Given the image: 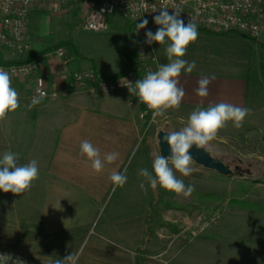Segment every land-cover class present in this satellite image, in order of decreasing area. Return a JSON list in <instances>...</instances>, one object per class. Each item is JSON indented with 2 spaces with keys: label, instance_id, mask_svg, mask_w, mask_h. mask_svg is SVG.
Wrapping results in <instances>:
<instances>
[{
  "label": "rangeland",
  "instance_id": "rangeland-1",
  "mask_svg": "<svg viewBox=\"0 0 264 264\" xmlns=\"http://www.w3.org/2000/svg\"><path fill=\"white\" fill-rule=\"evenodd\" d=\"M73 1L88 0H68L56 7ZM253 40L260 62L250 75L251 112L239 129L228 122L207 149L235 173L223 176L192 162L190 176L176 173L185 185L194 186L187 198L159 186L153 191L139 170L152 171L154 155L160 154L158 133L180 130L192 112L184 114L182 120L157 116L148 124L140 118L138 97L128 91L104 92L97 84L35 105L47 103L70 112L80 107L97 109L98 98L100 102L110 94H123L137 117L139 133L121 170L127 169L124 186L114 189L112 185L105 199L91 205L67 197L76 209L64 210L66 217L60 222L64 228L48 223L38 186L21 195L0 191V254H12L26 264H55L71 252L79 253L78 264H138L140 259L142 264H264V210L230 204L235 199L264 206V36ZM28 94H19V98L30 105ZM3 141L4 149L13 146ZM150 228L152 232L146 235Z\"/></svg>",
  "mask_w": 264,
  "mask_h": 264
},
{
  "label": "crops",
  "instance_id": "crops-1",
  "mask_svg": "<svg viewBox=\"0 0 264 264\" xmlns=\"http://www.w3.org/2000/svg\"><path fill=\"white\" fill-rule=\"evenodd\" d=\"M99 3L100 0L73 1L65 7L31 11L27 34L31 45L30 56L72 39L81 57L66 51L70 63L64 67L57 50L47 53L42 57L43 64L38 72L12 82L18 94H28L35 85L65 83L70 74L77 71L95 70L104 79L123 72L124 61L134 49L132 34L125 29L126 22L115 15L110 19L107 32L96 33L85 28L88 14ZM158 27L152 20L153 33ZM198 33L197 40L188 46L183 57L196 63L191 73L182 71L179 77L178 86L185 90V96L178 109H169L162 115L164 119L178 117L182 120L184 114L198 107L207 108L221 102L242 108L250 106V75L260 62L257 44L233 33L202 30ZM154 46L159 63H168L166 45L154 42ZM0 51L4 60L13 58L11 52ZM212 74L216 78L208 86V96L199 97L196 94L199 79ZM125 99L123 94H110L100 102L97 99V109L80 107L70 112L55 109L47 103L29 107L26 101L19 98L20 107L16 114H8L4 121H0V158L11 151L18 156L23 155L18 158L19 164H27L33 159L38 162L39 178L32 186L41 188L45 217L51 227L64 228L60 226L66 217L63 212L75 210L73 202L80 200L91 205L93 201L105 199L113 185L110 175L113 171H121L132 154L139 132L137 117ZM46 108L51 110L50 113H45ZM43 124H46L44 134L41 131ZM19 138L24 139L21 142ZM29 138H34L36 142ZM4 139L8 140L7 145L13 146L4 149ZM84 140L100 150L102 159L106 153L116 152L119 154L117 160L111 164L105 162L103 171L96 174L91 168V161L81 155L80 145ZM67 197H73V202H67ZM68 203H71L70 206L64 207Z\"/></svg>",
  "mask_w": 264,
  "mask_h": 264
},
{
  "label": "clouds",
  "instance_id": "clouds-1",
  "mask_svg": "<svg viewBox=\"0 0 264 264\" xmlns=\"http://www.w3.org/2000/svg\"><path fill=\"white\" fill-rule=\"evenodd\" d=\"M181 13L179 6L171 13L167 8H161L158 15L154 16V23L160 27L155 33L151 30L145 33V43L151 45L156 42L166 45L169 62L158 64V70L148 72L144 78L136 80L134 84L126 79H124L126 83L122 84L132 95L138 97L139 103H143L152 111L154 117L164 115L169 109L180 107L185 90L178 86L179 77L182 71L191 73L196 67L195 61L188 62L183 57L188 46L198 38L197 24L192 18L185 24L181 19ZM147 24V19L136 24V33L146 28ZM215 78L214 74L211 77L202 76L198 81L196 94L199 97H207L208 86ZM44 96L45 93L37 89V94L32 97L29 107L39 104ZM19 107V94L12 87L10 74L0 71V121H4L9 113L15 112ZM250 112L249 108L223 102L209 105L207 108L198 107L190 114L185 126L180 130L169 131L164 136V142L170 148V155L167 157L162 154L154 155L152 171L143 168L139 170V175L153 191L159 186L185 198L190 197L195 190L194 186L185 185L176 175L179 173L188 177L194 171L191 167L193 157L190 149L195 146L197 149L207 150L210 142L217 138L220 129L230 121L235 128H241ZM80 151L81 155L91 161V168L96 174L103 171L105 162L111 164L119 155L116 152H109L102 159L100 150L87 140L81 142ZM126 173V168L122 172H112L110 180L114 189L124 186L127 182ZM38 178L37 160L33 159L24 165L19 164L18 154L11 151L5 152L0 158V191L11 192L14 195L24 194L31 189L33 182ZM140 188L147 192L144 183L140 184ZM78 260L79 253L71 252L64 258L57 259L55 264H78ZM0 264H26V262L19 257L14 258L12 254H0Z\"/></svg>",
  "mask_w": 264,
  "mask_h": 264
},
{
  "label": "built area",
  "instance_id": "built-area-1",
  "mask_svg": "<svg viewBox=\"0 0 264 264\" xmlns=\"http://www.w3.org/2000/svg\"><path fill=\"white\" fill-rule=\"evenodd\" d=\"M68 0H0V50L11 52L13 58L0 63V71L10 74L12 82L21 77L34 75L42 67V58H33L31 45L27 40L28 19L32 10L62 5ZM179 6L181 19L185 24L192 18L198 30L220 34H237L252 39L264 36V0H100L86 18L85 28L91 32L102 33L110 29V19L119 15L131 26L134 39V67L126 74L111 80H99L94 71H77L70 74L63 84L51 86L37 85L29 94L28 101L37 94V89L45 93L41 100L55 101L71 91L97 84L104 92L128 91L123 86L126 79L135 83L150 71L158 70L159 59L154 42L145 43L148 30L152 29V20L161 8L171 13ZM148 20L146 28L136 33V24ZM66 49L57 50L63 66L67 67L70 59ZM141 53L143 55H141ZM63 85V86H61ZM141 104V103H140ZM141 106V105H140ZM140 118L151 124L157 116L146 105L140 108Z\"/></svg>",
  "mask_w": 264,
  "mask_h": 264
},
{
  "label": "trees",
  "instance_id": "trees-1",
  "mask_svg": "<svg viewBox=\"0 0 264 264\" xmlns=\"http://www.w3.org/2000/svg\"><path fill=\"white\" fill-rule=\"evenodd\" d=\"M127 30L131 31V26L126 22V28ZM244 37V36H243ZM246 37V36H245ZM248 39H250L249 37H246ZM250 40H253V39H250ZM255 42V40H253ZM60 48H64L67 50L68 54L72 55V56H75V57H81L80 55V52H79V49L78 47L75 45L74 41L71 39V40H67L65 42H61L60 44H58L57 46H54V47H51V48H48V49H45V50H42L41 52L35 54L33 56V58H42L43 56H45L47 53L51 52V51H55V50H58ZM133 55H134V50L131 52V54H129L125 61H124V70L122 73H120L119 75L113 77V78H116L118 76H121V75H124L126 74L128 71H130V69H133L134 67V60H133ZM0 63H6L3 59H0ZM94 71L96 74L97 72L95 70H92ZM99 77V80H102V81H107V80H111L113 78H110V79H104L102 77ZM140 108L143 107V103L140 104ZM204 198L208 199V198H211L210 196L208 195H203ZM230 204L232 206H239V207H246L248 209H257V210H264V206L261 205V204H251L249 202H241L239 200H231L230 201ZM151 233L152 232V229L150 228V230L148 232H146V235L148 233ZM138 264H142V260L140 259V262H138Z\"/></svg>",
  "mask_w": 264,
  "mask_h": 264
},
{
  "label": "water",
  "instance_id": "water-1",
  "mask_svg": "<svg viewBox=\"0 0 264 264\" xmlns=\"http://www.w3.org/2000/svg\"><path fill=\"white\" fill-rule=\"evenodd\" d=\"M166 133V131H160L157 135L160 154L165 157L170 155V148L163 139ZM190 154L193 157V162L207 170L216 172L223 176H232L235 173V171L232 170V168L227 165L224 160L214 157L208 150L197 149L193 146V148L190 149ZM235 170L237 171L238 168Z\"/></svg>",
  "mask_w": 264,
  "mask_h": 264
}]
</instances>
